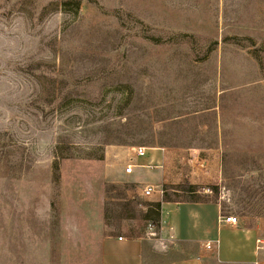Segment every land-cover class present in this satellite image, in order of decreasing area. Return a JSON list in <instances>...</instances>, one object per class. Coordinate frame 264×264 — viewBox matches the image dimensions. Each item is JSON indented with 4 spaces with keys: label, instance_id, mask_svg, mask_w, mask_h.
<instances>
[{
    "label": "rangeland",
    "instance_id": "1",
    "mask_svg": "<svg viewBox=\"0 0 264 264\" xmlns=\"http://www.w3.org/2000/svg\"><path fill=\"white\" fill-rule=\"evenodd\" d=\"M141 146L264 253V0H0V264H100L120 236L198 255L146 216Z\"/></svg>",
    "mask_w": 264,
    "mask_h": 264
},
{
    "label": "crops",
    "instance_id": "2",
    "mask_svg": "<svg viewBox=\"0 0 264 264\" xmlns=\"http://www.w3.org/2000/svg\"><path fill=\"white\" fill-rule=\"evenodd\" d=\"M141 147L146 148V155L137 158L134 154L135 160L131 162L135 168L131 174L125 175L134 183L138 195H143L148 186L161 191L151 200L153 203H161V231L176 243L196 244L198 247L211 243L212 249L202 248L194 257L162 258L152 262V256L148 255L149 248L154 247L152 239L108 237L101 244L100 264H215V261L219 264H264L263 248L256 241L254 243L256 239H253L255 232L259 235L260 229L243 231L233 225L220 226V202L208 196L205 197L206 201L198 203L177 202L175 198L163 201L164 194L169 191L179 193L173 190L180 186L179 180L167 177L170 154L164 147Z\"/></svg>",
    "mask_w": 264,
    "mask_h": 264
},
{
    "label": "trees",
    "instance_id": "3",
    "mask_svg": "<svg viewBox=\"0 0 264 264\" xmlns=\"http://www.w3.org/2000/svg\"><path fill=\"white\" fill-rule=\"evenodd\" d=\"M62 4L64 6L67 5V0H62ZM80 6V2L77 3V8ZM179 189H173L178 191L179 193L176 192H172L174 195H176L175 199L177 202H190V203H198V202H204L206 201V198H200L198 197V193L196 192L195 186L191 185V184H185L183 186H179ZM167 190V189H166ZM214 191L217 192V188H214ZM181 195V196H179ZM136 199V198H135ZM171 197L168 194H164V198L163 201H171ZM153 210H151L150 212H147L146 216L147 217H153L154 220L159 228L160 226V216H161V203H152L151 205H149ZM224 207L222 206V211H223Z\"/></svg>",
    "mask_w": 264,
    "mask_h": 264
},
{
    "label": "built area",
    "instance_id": "4",
    "mask_svg": "<svg viewBox=\"0 0 264 264\" xmlns=\"http://www.w3.org/2000/svg\"><path fill=\"white\" fill-rule=\"evenodd\" d=\"M146 155V148L143 147H139L136 149L135 152V157L137 158H142ZM135 166L133 165V163H131V161L127 164L126 168H125V174H131L132 171L134 170ZM161 191H159L158 189H156L155 187L152 186H148L144 189L143 192V197L146 199H150L152 198L156 193H160ZM218 223L220 224V226H227V225H233L236 226L238 225V219L237 217L234 216H224V215H220L218 217ZM120 240H122V238H120ZM261 240H257L256 244H260ZM206 249L211 250L212 249V244L211 243H206L204 246Z\"/></svg>",
    "mask_w": 264,
    "mask_h": 264
}]
</instances>
